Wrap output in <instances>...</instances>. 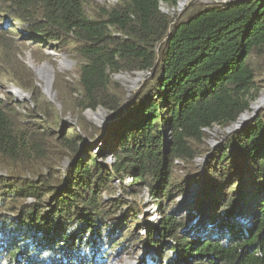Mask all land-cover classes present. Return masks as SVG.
<instances>
[{"label":"trees","instance_id":"trees-1","mask_svg":"<svg viewBox=\"0 0 264 264\" xmlns=\"http://www.w3.org/2000/svg\"><path fill=\"white\" fill-rule=\"evenodd\" d=\"M86 1L0 0L6 19L22 22L17 30L23 40L34 48L72 51L79 60L78 107L105 108L112 121L132 100L129 115L106 131L103 158L114 157L109 166L87 147L77 125L50 147L48 131L23 127L13 116L19 114L16 102L0 97V168L7 171L0 176V264H105L104 230L107 256L128 236L112 242L110 213L125 203L104 193H117L114 182L127 175L131 186L149 187L164 213L144 234L160 249L155 264H264V108L217 149L205 140L206 129L229 128L252 111L264 89L257 73L264 70V0H197L181 14L179 0H119L98 19L87 14ZM16 67L34 76L23 63ZM136 71L151 76L127 98L113 75ZM68 99L62 103L70 109ZM169 131L171 146L165 142ZM209 151L210 228L180 235L184 224L168 207L172 192L188 187L175 180L174 163ZM57 152L70 164L55 176ZM29 164L38 177H21ZM29 198L34 201L24 202ZM129 218L136 215L126 211L117 227ZM138 221L132 229L140 228ZM128 228L124 234L132 235Z\"/></svg>","mask_w":264,"mask_h":264},{"label":"rangeland","instance_id":"rangeland-1","mask_svg":"<svg viewBox=\"0 0 264 264\" xmlns=\"http://www.w3.org/2000/svg\"><path fill=\"white\" fill-rule=\"evenodd\" d=\"M118 1L119 0H87L86 12L90 17L98 19L103 14V8L108 9ZM200 1L207 4L215 2V0ZM190 4L191 2L186 8H188ZM0 7H3L1 3ZM162 9H164V6H162ZM183 9L185 10V8ZM0 15V96L10 103L16 102V110L19 114L14 113L13 116L19 117L23 127L34 130L37 134L42 135L48 131V134L52 136L49 145L50 147L56 146L55 148L58 147L56 141L60 139V136L69 135V132H73V128L77 125V131L82 134L87 147L91 149L92 153H97L100 161L112 166L114 163V157L112 155L103 158L105 155L104 150H106V131L113 121H119L129 115L127 104L132 100L128 97L130 95H138L151 75L148 76L144 72L138 71L131 74L113 75L114 79L123 85L127 92L128 99L124 101L125 104L120 115L118 117L116 116V118L111 121L113 113L105 108L99 107L97 110H92L77 106L76 98L81 96L78 89L80 62L72 55V51H65L64 49L58 51L46 46L34 48L32 46L34 44H29L28 41L26 42L23 40V36H21L20 31L17 30H21L23 27L19 19L13 18L12 16L6 19L4 12H0ZM11 28L14 29L11 30ZM32 61L36 66H42L48 63L55 68L52 85L53 91L51 93L45 90L44 81L36 73L34 66L31 64ZM17 63L26 65L27 69L33 71L34 76L28 75L22 68H20V70L19 67L15 68V64ZM257 73L259 79L261 81L264 80V70H259ZM13 88H20L23 91V95H25L24 98L19 100L18 94L12 91ZM263 93L264 89L261 95ZM65 97H69L68 100L70 103L68 104V108L70 109L63 107L62 99ZM89 110L93 113L102 111L104 113L103 119L100 117H98L97 120L94 118L92 119L90 117L92 114L89 113L91 112ZM51 112L52 114H50ZM45 114L50 115L46 116ZM53 119L55 121H53ZM234 132L235 130L229 132L227 127L221 128L216 126L211 130L206 129L208 135L205 140L209 147L215 150L224 143L230 133ZM172 138L171 131H169V133L166 134V145H172ZM85 143L84 141L81 142L82 148H84ZM211 153L212 151H209L205 155L197 156L192 162L184 158H178L174 163L173 170L175 180L183 184V186H180L188 187L185 192L182 190L173 191L168 207L169 212L173 213L175 218L184 224L180 227V235L192 236L197 230L210 228L209 225L206 224L210 208L207 203L205 192L211 185L206 179L205 167ZM55 156L61 158V161L59 160L60 165H58L56 171H54L55 176H57L60 171H65L66 166L68 167L70 164V159H62L59 152H57ZM38 163L42 171H47L44 172L46 176L52 173L45 165H41L40 159H38ZM29 165V174L26 176L25 172H23L25 176L21 177H29V175L38 177L35 166L33 164ZM2 174H7V171L0 168V176ZM196 178L200 179L196 180ZM60 179L61 178L53 183V187L59 186L57 184ZM131 181V175H127L124 178V182L117 178L114 182L117 187V193L115 191V193L111 195L107 192L104 193V197L107 200L119 199V201L125 203V208L118 207L117 212L110 213L115 215L109 220L113 221L111 224L113 228H115L112 242L122 239V234L128 236V239L126 241L124 240L125 242H123L122 245L110 252V256H107L105 253H109V248L107 247L109 236L106 235L107 232L104 230L101 250L105 251L103 254V257L106 258V260H104L105 264H155V256L160 252L159 247L152 246L153 244L148 241L147 235L144 234L148 232L147 227H149V225L161 221L164 215L163 210L161 206L157 204V198L155 199L152 196L148 186H131ZM196 186L198 192L196 191L194 195L188 197V193ZM133 189H136L137 193H131ZM19 201L21 202V200ZM33 201V198H29L24 202L31 203ZM126 211L136 215V218H129L126 220L127 222L124 220L123 222H126V225L122 224L117 227L118 223L122 222L120 216H124ZM136 219H139L138 225L140 228L138 230H136V228L132 229ZM127 227L134 232L133 234L131 233L132 235H128L130 233L124 234ZM115 234H117V236H114ZM166 243L172 246L174 239L169 238ZM103 247H105V249H103Z\"/></svg>","mask_w":264,"mask_h":264},{"label":"bare ground","instance_id":"bare-ground-1","mask_svg":"<svg viewBox=\"0 0 264 264\" xmlns=\"http://www.w3.org/2000/svg\"><path fill=\"white\" fill-rule=\"evenodd\" d=\"M193 0H180V7H181V9H183V8H185L190 2H192ZM210 1H212V0H210ZM216 1V0H215ZM216 2H218V1H216ZM164 10H166L167 11V9L166 8H164ZM34 67H36V68H43L42 70H44V71H49V74H50V76H54L55 75V68L51 65V64H48V63H46V64H44V65H42V66H36L34 63H33V61H32V63H31ZM43 79V81H44V88H45V90L47 91V92H49V93H51L52 91H53V89H52V85H53V83L51 82H49L48 80H46V79H44V78H42ZM12 91L15 93V94H18V97H19V100H21V99H23L24 98V96L25 95H23V93H21V92H19L16 88H13L12 89ZM55 94V93H54ZM17 97V98H18ZM264 105V93L261 95V97H260V99L257 101V102H255L254 104H253V107L254 108H257V107H262ZM251 112L252 111H248L247 112V114L245 115V117L242 119V120H244V119H246L247 117H249L250 116V114H251ZM90 114H92L90 117L93 119H95V120H97V118L98 117H100L101 119H103V112L102 111H100L99 113H93V112H89ZM196 191H197V186L196 187H193V189H191V191H190V193H188V197L190 196V195H194L195 193H196ZM198 192V191H197Z\"/></svg>","mask_w":264,"mask_h":264},{"label":"water","instance_id":"water-1","mask_svg":"<svg viewBox=\"0 0 264 264\" xmlns=\"http://www.w3.org/2000/svg\"><path fill=\"white\" fill-rule=\"evenodd\" d=\"M216 1H218V2H220V3H226V2H230V1H232V0H216ZM179 2H180V1H179ZM179 2H178L177 10L179 11V14H181V13L184 11V9H181V7H180V3H179ZM185 8H186V7H185ZM163 10H164V9H163ZM164 11H166V10H164ZM34 69H35L36 73L39 75V77H42V78L48 80L50 83H51V82L53 83L54 76H53V77L50 76L49 71H44V70H42L43 68L41 69V68H36V67H34ZM17 90H18L19 92H21L20 89H17ZM260 97H261V96H260ZM260 97H259L255 102H257V101L260 99ZM255 102H253V103L251 104L252 112H251L250 116L247 117L246 119L242 120V119L245 117V115L247 114L248 111H246L245 113H243V114L241 115V117L239 118V120L237 121V123H235L233 126H231V127L228 128V129H229V132H231L232 130L237 131V130H239V129L244 128L250 119H253L254 117H256V116L258 115L259 111L264 107V105H263L262 107L254 108V107H253V104H254ZM89 111H91V110H89ZM91 112H92V111H91ZM240 127H241V128H240Z\"/></svg>","mask_w":264,"mask_h":264},{"label":"clouds","instance_id":"clouds-1","mask_svg":"<svg viewBox=\"0 0 264 264\" xmlns=\"http://www.w3.org/2000/svg\"><path fill=\"white\" fill-rule=\"evenodd\" d=\"M42 78V77H41ZM16 89H20V88H16ZM21 90V89H20ZM23 91L21 90V93H22ZM1 98H3L2 96H0ZM154 224V223H153Z\"/></svg>","mask_w":264,"mask_h":264}]
</instances>
